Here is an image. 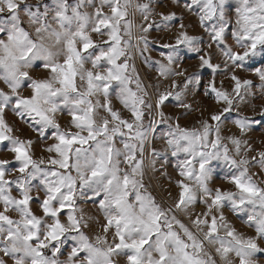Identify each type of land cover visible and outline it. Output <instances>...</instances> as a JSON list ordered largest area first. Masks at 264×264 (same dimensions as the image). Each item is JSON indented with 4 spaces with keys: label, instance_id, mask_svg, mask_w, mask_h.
<instances>
[{
    "label": "clouds",
    "instance_id": "clouds-1",
    "mask_svg": "<svg viewBox=\"0 0 264 264\" xmlns=\"http://www.w3.org/2000/svg\"><path fill=\"white\" fill-rule=\"evenodd\" d=\"M0 264H264V0H0Z\"/></svg>",
    "mask_w": 264,
    "mask_h": 264
}]
</instances>
